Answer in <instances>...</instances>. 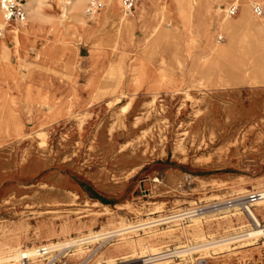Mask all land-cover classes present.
I'll return each instance as SVG.
<instances>
[{"label":"rangeland","instance_id":"rangeland-1","mask_svg":"<svg viewBox=\"0 0 264 264\" xmlns=\"http://www.w3.org/2000/svg\"><path fill=\"white\" fill-rule=\"evenodd\" d=\"M254 2L264 9V0ZM205 3L143 0L129 13L137 17L140 7H150L132 41L124 32L117 36L107 20H91L76 34H54L53 26L61 22L58 0H44V19L34 27L29 16L15 25L23 28L19 44L15 26L6 28L0 39L5 37L11 62L0 59V248L16 237L25 249L98 230L106 234L54 248L43 255L44 263L143 264L137 244L135 251H116L115 244L153 235L150 240L162 250L189 248L203 241L188 225L193 219L115 230L264 189L259 185L264 182V69L244 72L238 41L243 29L226 56L208 54L192 40L185 26L199 38L209 17L203 15ZM208 3L226 6V0ZM252 12L264 17V10ZM220 33L219 41L229 43L227 33ZM189 53L198 55L193 82L180 66L191 60ZM114 85L122 95L111 104ZM263 207L255 211L264 220ZM223 212L231 222L216 213L200 216L207 240L241 230H234L243 224L240 211ZM64 222L69 233L60 232ZM168 226L173 233L162 236ZM48 227L55 234L49 235ZM263 242L239 243L224 253L191 250L159 264H264Z\"/></svg>","mask_w":264,"mask_h":264},{"label":"bare ground","instance_id":"bare-ground-1","mask_svg":"<svg viewBox=\"0 0 264 264\" xmlns=\"http://www.w3.org/2000/svg\"><path fill=\"white\" fill-rule=\"evenodd\" d=\"M103 1L105 2L107 8H104L105 10H103L102 12L99 11L98 13H94L93 15H89L86 12L87 0H58L59 7L61 8V15H60L61 22L60 24L53 26V29H54L53 33L58 35V34H64L67 31H71V34H76L80 30L88 29L90 25L89 21L91 20H94L95 21L94 23L96 24L99 23V21L101 20H107L110 23L109 25H111L112 28L117 30L118 32L117 36H121L122 32H124L130 38H132L131 39L132 41L133 35H134L133 33L134 27L137 25V22L139 20H143L146 17L147 9H149L150 7H147V6L140 7L139 10H137V17H132L130 14L125 12L121 0H103ZM202 1L206 2L205 3L206 6H204L205 13L203 15L206 16L207 14H209V17L206 18L205 24L202 25V27L199 29L197 33L199 35V38H197L196 34L192 30H190V27L188 25L185 26L186 31H188L187 34H190V36L192 37V40L193 41L197 40L201 42L202 45H204L205 47L204 49L206 50L208 54H212L214 56H223V55L226 56V54L229 53L228 52L229 46L233 45L237 41L238 32L243 29V31H245V34L238 41H239V48L241 49L242 52H244V56L240 57V59L243 60L242 68L244 72L248 73V71L250 72V70H252L253 72L256 68L264 69L263 68L264 67V17H257L253 14L252 9H253V5L256 2H254V0H226V6L223 7L222 5L212 6L208 3V0H199L200 3ZM43 3H44V0H26L25 2V8L27 10L29 20L33 24L32 27H34L36 24H39L44 19L45 14H44V9H43ZM152 3H153V0H149V4L152 5ZM237 3H240L241 5L240 14L238 15L236 19H233L231 18L229 14V8L231 5L237 4ZM190 12H191L190 10L187 11L185 16L189 17ZM59 26L64 28V30H62V28L60 29ZM2 27H5V22H4V16H3V9L0 5V28ZM11 30L13 32V38L16 44H19L20 32L23 30V28L15 26L11 28ZM24 31H28V30L24 29ZM220 31H225L227 33L228 38H229V43L223 44L219 41L218 38L223 37V34H221ZM118 44H119L118 41H116L115 46H117ZM24 55L25 53L21 54L20 59ZM196 57H198V55L191 54V60L188 59L187 64L185 65L182 64V61H180V66H184L185 71H186V76L187 78L190 79L191 82H193L195 78L197 80L195 73L199 72V70H197V68L194 66L195 65L194 60ZM0 59L7 61L8 64H10L11 62L10 51H9L8 46L5 45L4 36L2 37V39H0ZM21 63L20 65H22ZM8 67H11V66H8ZM257 70L258 69H256V71ZM198 82L201 85L203 84L202 79L200 78L198 79ZM117 91H118V85H114L110 89L111 93H117L116 98L111 100L110 102L111 104L117 101L119 97H121L122 95L120 94L122 92L119 93ZM40 135H41L40 143L43 146L46 144V133L42 132ZM259 185L264 186V182H261ZM240 188L243 189V187H240ZM94 203H97V202H94ZM260 205L264 206V200H261L257 203V206H260ZM105 210L111 213L112 215V216L110 215L111 217H109L110 222L114 221V216H113V212H111V209L105 206ZM252 212L257 218H258V214L261 215L260 211H252ZM180 214L181 213L175 214L172 216H166L163 218H157L153 220L151 219L149 221H146V222L144 221L143 223H138V224L135 223L130 226L126 225L127 227H122L118 230H115L114 232H116L117 234V232L119 231L120 233H122L121 231H124V232L133 231V230L139 229L140 227L143 228L144 225H147L148 227H150L157 223H161V222L164 223L167 221H171V219L174 221L175 220L180 221V219L182 218ZM237 214L240 215L239 218L242 219L243 224L234 230H237L238 228H240L241 230L234 232V233L231 232L230 234L222 235L220 237L218 236V238H213L212 240L206 239L207 236L204 235L205 232L203 233V229L201 225V218L199 216L193 218L194 223L192 222L188 225L194 226L193 227L194 236L197 239H202L203 241L200 244L197 243L198 245L196 244L195 246L193 245L192 247H189V248L175 247L173 249L162 250L160 249V247L157 246V244L153 243L150 240L152 239L150 237L153 236V235H150L148 237L138 238L137 240H131V239L124 238L123 241L115 244V250L118 251V250L127 248L132 251H135L134 247H135V244H137L140 247L139 250L142 254V256L140 257L144 258L143 264H151V263L159 264V263H163L171 259L172 256H178L182 253H185L191 250L201 251V250H206V249H209V250L213 249V251H218V253L220 252L224 253V252H230L234 249H237L239 246L237 247H233V246L239 243L242 244L241 247H246V246H250L254 244L256 245L258 243L257 241L258 236L264 235V230L254 229L248 232L250 233L248 235H245V233H240L245 230L241 227L250 225V222L248 221V219H244L245 217L241 212H237ZM263 215H264V212H263ZM223 217L226 218L227 222L232 221L228 215H224ZM122 226H124V224ZM169 227L170 226H168V228L164 231L162 230L163 231L161 234L162 236L173 233V228H169ZM69 231H70V225L68 224V222L62 223L60 232L65 234V233H69ZM46 232L49 235L55 234L54 229L51 227H48ZM237 233H240V234H237ZM104 234L106 233L95 230L94 233L88 237L85 236L79 239L72 238L71 240H66L63 242L49 241V243H45L41 245V247H45L49 249L48 251L51 252L54 248H57L63 245L69 246L71 244H82L87 240L99 239ZM145 240H149L150 242L146 244L144 243ZM261 245L264 246V242ZM0 249L5 250V253L0 254V264H18L19 261L22 260V258L25 257L26 255L30 257L29 264H45L44 263L45 258H43V254L37 255L38 254L37 247H27L23 249L21 246V241L17 237L15 241L4 242ZM78 251L82 252L83 249L79 248ZM148 251L151 252L149 256L148 254L146 255ZM247 255L248 253L244 252L242 254V259ZM111 260L112 262H114L113 257H111ZM25 264H28V263L25 262Z\"/></svg>","mask_w":264,"mask_h":264},{"label":"built area","instance_id":"built-area-1","mask_svg":"<svg viewBox=\"0 0 264 264\" xmlns=\"http://www.w3.org/2000/svg\"><path fill=\"white\" fill-rule=\"evenodd\" d=\"M143 0H121L125 12L132 13L136 10L138 5L141 4ZM26 0H0V5L3 9V16L5 27L0 28V36H2L6 28L13 27L16 24H21L27 20V10L25 8ZM239 4H233L229 8V14L234 15L239 10ZM105 7V2L103 0H88L86 12L90 15L101 11ZM255 12L260 15L263 13V6L260 3H255L253 5ZM264 200V189L262 190H252L245 194L236 195L234 197H227L226 199H218L209 202L199 203L195 205H188L181 209V211L174 213H181V219L185 221H191L195 216H204L209 213H216L224 215L223 211L229 210L231 214L236 211H240L250 222L251 227L246 228L243 232L248 235L251 230H264V220L258 214V218L253 214L252 211L256 210L257 203ZM238 208V209H236ZM226 213V212H225ZM170 215V216H172ZM172 220V219H171ZM237 233V234H240ZM236 234V235H237ZM255 239V238H254ZM264 235L258 236L257 241H263ZM45 247H37V255H46L50 251ZM29 258L27 255L23 257V264H29Z\"/></svg>","mask_w":264,"mask_h":264}]
</instances>
